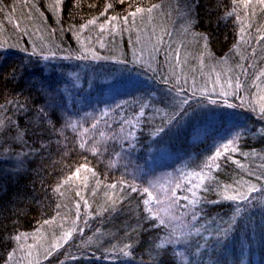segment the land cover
Segmentation results:
<instances>
[{"label":"trees","instance_id":"16d2710c","mask_svg":"<svg viewBox=\"0 0 264 264\" xmlns=\"http://www.w3.org/2000/svg\"><path fill=\"white\" fill-rule=\"evenodd\" d=\"M263 77L264 0H0V264H264Z\"/></svg>","mask_w":264,"mask_h":264},{"label":"rangeland","instance_id":"374dc122","mask_svg":"<svg viewBox=\"0 0 264 264\" xmlns=\"http://www.w3.org/2000/svg\"><path fill=\"white\" fill-rule=\"evenodd\" d=\"M57 65V63L51 62V61H39L37 63V66L35 67L36 70L41 71L39 72L41 74V83L40 89L37 91V88H34L28 86V90L31 92V94L37 96L41 95V98L49 99L50 93L47 89H41V87H44V83L47 79L48 75H52L54 72V67ZM32 72L29 73L26 79V81H31L32 79ZM48 74V75H47ZM130 77H136V75H131ZM209 89L210 93L219 94V95H230V79L226 81H213L205 84ZM204 85V86H205ZM215 90H219L218 92H215ZM257 96L260 100H264V77L261 81L260 86L258 87ZM54 100L50 98L48 100L47 106H54ZM204 111V113H203ZM219 113H225V114H233L232 108L229 105H226V108H216V107H205L202 109V114L204 116H212ZM231 141V137L228 141L223 140L218 142L214 148L213 152L214 155H217L220 151H223L229 147ZM169 178L167 176H164L162 174H156L153 176H150L147 180V190L152 195L156 196L157 199L159 198L161 201L157 203V211L159 215L163 218L164 221L170 224L171 227H174L176 225L177 227H180L182 224V219L178 216L176 210L168 200L169 190L168 189H162V186L165 185L168 182ZM29 247L25 249L23 252H27L24 261L25 264H34L39 260V257L41 254L46 253L48 248L39 242L35 241H28ZM26 247V246H23Z\"/></svg>","mask_w":264,"mask_h":264}]
</instances>
